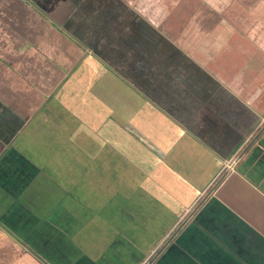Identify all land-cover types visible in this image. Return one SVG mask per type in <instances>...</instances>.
<instances>
[{
    "label": "crops",
    "instance_id": "crops-1",
    "mask_svg": "<svg viewBox=\"0 0 264 264\" xmlns=\"http://www.w3.org/2000/svg\"><path fill=\"white\" fill-rule=\"evenodd\" d=\"M31 1L39 8L45 2ZM62 1L76 15L60 23L43 9L51 21L41 16L24 0H0V77L6 73L8 80L15 72L24 77L23 64L13 55L26 54L35 64L43 62L42 51L55 58L27 77L29 86L36 85L35 79L54 81L49 94L41 89L32 96H15L13 86L2 85L6 80L0 79V264H149L217 183L213 224L200 228L199 264H264V0H204L213 7L230 6V16L209 20L211 26L205 20L204 28L195 30L189 20L178 29L173 18L167 27V20L157 25L152 18L133 15L126 6L135 7L137 0ZM15 6L24 7L26 14H14ZM62 37L72 43L65 51ZM84 38L82 49L77 41ZM85 63L95 69L106 66L103 104L110 106L104 97L110 87L132 88L135 100L142 105L145 98L149 110L156 109L152 116L170 118L175 122L171 126L196 136L197 146H209H198L204 168L212 167V159L225 161L213 166L225 169L206 182L198 204L197 199L191 206L187 197H176L167 180L157 181L154 174L143 172L146 177L140 180L133 174L125 185L110 182L103 171L119 168L101 167L96 155L92 161L87 149L83 153L72 139L55 138L62 128L60 112L69 111L71 117L70 106L76 102L74 96L56 97V90ZM36 72L42 74L36 77ZM110 111L101 127L100 114L87 116L86 130L99 128L105 136L120 130ZM49 137L53 141L48 143ZM168 154L175 162L188 158V153ZM174 161L167 166L183 165ZM158 189L170 201L165 213L158 212ZM144 196L155 203L146 198L141 202ZM140 204L141 212L136 208ZM182 206L185 211L179 213ZM122 214L125 219H119ZM154 230L160 232L155 243L149 241Z\"/></svg>",
    "mask_w": 264,
    "mask_h": 264
},
{
    "label": "rangeland",
    "instance_id": "rangeland-1",
    "mask_svg": "<svg viewBox=\"0 0 264 264\" xmlns=\"http://www.w3.org/2000/svg\"><path fill=\"white\" fill-rule=\"evenodd\" d=\"M40 3V8L52 15V17L57 19L60 23L66 22L68 18L76 15L74 13V10L72 9L71 12V9L66 7L64 5L65 2H63L62 0H57L55 2L53 0H45V2ZM129 6L130 7L126 6L127 11L132 12V14H135L137 17L152 18L153 20L158 21L157 25L161 24L162 22L164 23V21L167 20L165 24L167 27H169L172 21L171 19L173 18L176 21L175 25H177L178 29L182 28L183 24L187 20L192 21L191 26L195 30L199 29L198 27L204 28L205 20L207 21L206 26H211L216 18L217 20H219V18L222 19L230 16V6L225 7V4L223 3L222 5H220V7H213V5L210 6L209 3H205L204 0H137V3H134L133 5L135 7H132L131 5ZM14 12V14H16L17 16H23L26 14V12H24V7L15 6ZM102 12V9L99 10V14H102ZM212 18L214 19L212 20ZM209 20L212 21L211 24H208ZM222 24L223 28H225L227 27L228 23H225L223 19ZM76 33L77 35H81V28H77ZM65 36L67 37L68 35L65 34ZM175 36H177V33ZM66 37H62L63 43L67 40ZM85 41V38L83 40H78L77 42L80 45L77 44V46H81L82 49H84L85 45L82 42L85 43ZM43 45L44 44L42 42L41 46ZM65 46H72V43L67 42L62 44L61 49L64 50ZM45 50H49L48 46L47 48H45ZM42 54L44 56L42 60H44L42 62L39 58L41 62L37 64H35L32 61V58L26 54H20V56L13 55V58H15L17 62L19 61L23 64L22 70L24 77L21 76V72H15V74L11 73V76L8 77L7 80V77L5 76L6 73H2L3 76L0 77V79L6 80L2 83V85L13 86L10 89L13 90V94H15V96H22V94L23 96H32L34 92H37L38 90L41 91V89L42 94L51 93L54 90V81L45 79L44 81L42 80L41 83V81L36 82L35 79L34 83H36V85L34 86H32L31 84L29 86V82H27V77L35 72L31 71L33 70V68H37L38 65L39 68H41V65L45 62L55 61L54 57L51 59V54L48 55L46 53H43V51ZM81 57H83V55L79 54L78 59H81ZM26 67L31 68L30 71H27ZM103 68H106V66L102 65V67L95 69L90 67L87 63L82 64L78 69L75 68L74 70H72L69 76L66 77L67 80H65V82L58 88V90H56L57 92H59L58 94L56 92V97L74 96L73 101L76 102L72 103V106H70L71 108H73V111L70 114L71 117H69V111L60 112L59 121L61 122L62 128H60L61 132H56L57 134L55 138L61 137V140L64 138L72 139L75 142V146L84 151L83 153H86L87 151V153L91 155L89 159L93 161V155H96L98 157V162L101 163V167L103 164H105L107 167L116 166L117 168H119V172L109 169H107L105 172L103 171V173L107 175L110 182H116L118 183V185H125L127 180L129 179V176L134 174L133 176H135V178L137 177L140 180L142 177H146L143 173L145 172L147 174H154L157 181L163 180L162 182L164 183L167 180V182L170 184V188L172 186L173 193L176 192V197L183 196L187 197V199L194 197L197 198L200 195L202 189L205 188L207 184L206 182L211 180L212 176L216 175L220 171V169H225L222 167L220 168L213 166L224 165L225 161L219 159H216L214 161V159H212V167H207L209 169L204 168V163L201 162V159H203V157H200L201 152L199 151L198 146L202 148L201 150H205L207 148L210 149L209 146H207L205 142H200V144H198L197 146L196 136L194 134H190L188 131L182 128H177L175 126L177 128L176 129L171 126L173 123L175 125V122H173L170 118L166 119L162 117L164 118V120H162L160 116L158 117L159 119L152 116L153 111H155L156 109L152 107V110L150 111L149 108L151 104H149L145 98L142 101V105L139 100H135L136 93L132 88H126L125 86H120L119 88V86H117L115 88L121 91L119 94L114 87H110L107 92L109 93V95L104 94V97L108 99L110 106L103 104L102 81L103 78H107V76L105 75L107 73L105 70H103ZM39 73L42 74V72ZM81 73L87 76L89 82L87 80H85V82L79 80V74ZM41 74H38L36 72L34 75L38 77ZM44 74L49 75L50 72L46 71ZM91 82L92 84H90ZM37 83L40 86H37ZM10 89L6 90L9 91ZM77 94H80V97H78V99L76 98ZM81 101H85V103L87 101V106L86 104L81 105ZM76 104L78 105V107L76 106ZM68 105H70V103H68L67 106ZM109 108H111L112 111L109 112L111 115L110 117L111 119H116V121L120 125V130H116V132L114 134H110V136H105V134L100 133L99 128L95 129L94 133L89 129L86 130V128L88 127L86 125V117L88 116V118H90L91 114H94L95 117L100 114L101 121L98 122V125L99 127L104 126V124L108 121V119H106L105 117H107V111H109ZM35 121L39 120L36 118ZM50 127L51 126L48 125V128ZM87 131H90V133ZM68 133L72 135H68ZM106 134L109 135V133ZM108 137L111 138V141ZM49 140L48 143L53 141L52 137H49ZM46 141L47 139H45V141L43 142L44 145ZM167 152L176 154V156H186L188 153V158L180 159L175 162L173 158L172 160H170V154L167 155ZM206 153L209 154L210 151L208 152L207 150ZM171 161H174V163H176L177 165H179L178 163H181L183 165L170 168V166H167V164H170ZM232 164L233 162H229L227 164V168H231ZM135 167H137V169H135ZM139 168L142 170L141 173L138 170ZM184 185L187 188L186 192L184 191ZM217 186L218 183L214 185V188H216ZM214 188L208 194V196L204 197V199L196 208L195 213L191 214V216L186 220V223L182 227V229L181 227L179 228L181 230L175 233V236L173 235L172 238L167 241L164 247L158 252V254H156V256L150 261L149 264H199V257L201 258L203 254V244L201 243L203 232L200 228L206 227L208 229L210 228V225L213 224L211 223L210 217L211 212L214 210ZM158 192L159 193H157L158 198L156 200V204L159 207L157 205L156 206L158 208V212L162 211L161 213H165L166 204L169 205L170 201L169 198L166 199L165 195L164 197H161L162 193L160 192V189H158ZM154 193L155 192L152 190L151 195H153ZM127 196L130 195L128 194ZM145 198L149 203H155V201H153V199L149 196H144L141 202L145 203ZM129 200L130 198H127V201ZM154 206L155 205H153L152 207L154 208ZM136 208L141 212L144 206L143 204H140L139 206L136 205ZM185 208H183V206L178 208V212H184ZM194 208L195 207H193L192 210ZM169 213L170 211H168L166 215H168ZM119 217V219H125L126 216L122 214ZM140 221H142L143 223L145 221V216H141ZM143 225L146 226V224ZM161 226L163 227V225ZM159 236L160 232L158 233L156 232V230H154L150 233L149 241L155 243ZM138 245L140 246V242Z\"/></svg>",
    "mask_w": 264,
    "mask_h": 264
},
{
    "label": "trees",
    "instance_id": "trees-1",
    "mask_svg": "<svg viewBox=\"0 0 264 264\" xmlns=\"http://www.w3.org/2000/svg\"><path fill=\"white\" fill-rule=\"evenodd\" d=\"M32 9H34L37 13H39L41 16H43V17H46L48 20H50L51 21V19L49 18V16L44 12V11H42V9L41 8H39L33 1H31V0H24ZM60 26V25H59ZM61 27H63L62 25H61ZM213 185L214 184H212L208 189H207V191H206V193H208V192H210L211 190H212V188H213ZM162 191H166V189H165V187H163V190ZM164 192H162V193H164ZM202 193V192H201ZM201 193H200V195H201ZM199 195V196H200ZM198 196V197H199ZM197 197V198H198ZM196 197H194V198H190V202L189 203H191V206L193 205V201H195L196 199H197ZM202 200V196H201V198H199V199H197V202H196V204H198L200 201ZM185 207V206H184ZM180 226V224L179 225H177L176 226V228L170 233V235L164 240V242H163V244L161 245V246H159V248L155 251V253H154V255L153 256H155L160 250H161V248L165 245V243L171 238V236L177 231V228Z\"/></svg>",
    "mask_w": 264,
    "mask_h": 264
},
{
    "label": "water",
    "instance_id": "water-1",
    "mask_svg": "<svg viewBox=\"0 0 264 264\" xmlns=\"http://www.w3.org/2000/svg\"><path fill=\"white\" fill-rule=\"evenodd\" d=\"M179 230H180V229H178L177 232H178ZM177 232H176V233H177ZM174 236H175V235H174Z\"/></svg>",
    "mask_w": 264,
    "mask_h": 264
}]
</instances>
